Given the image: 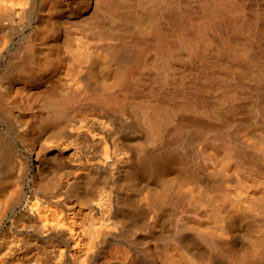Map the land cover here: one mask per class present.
I'll list each match as a JSON object with an SVG mask.
<instances>
[{"label": "bare ground", "instance_id": "6f19581e", "mask_svg": "<svg viewBox=\"0 0 264 264\" xmlns=\"http://www.w3.org/2000/svg\"><path fill=\"white\" fill-rule=\"evenodd\" d=\"M0 264H264V0H0Z\"/></svg>", "mask_w": 264, "mask_h": 264}]
</instances>
